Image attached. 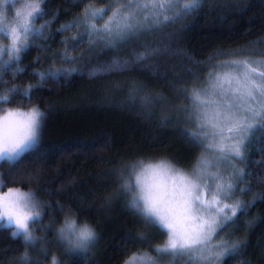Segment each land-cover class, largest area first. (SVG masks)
Segmentation results:
<instances>
[{
	"label": "trees",
	"instance_id": "16d2710c",
	"mask_svg": "<svg viewBox=\"0 0 264 264\" xmlns=\"http://www.w3.org/2000/svg\"><path fill=\"white\" fill-rule=\"evenodd\" d=\"M119 2L40 0L23 43L0 59V116L43 113L37 146L0 162V193L27 198L36 242L0 224V264L175 254L161 250L167 232L131 205L127 179L147 163L190 170L222 146L240 209L209 248L217 264H264V91L249 110L222 86L239 62L264 86V0H181L120 42L97 30ZM230 116L247 125L224 130ZM70 223L91 232L82 247L64 240Z\"/></svg>",
	"mask_w": 264,
	"mask_h": 264
},
{
	"label": "rangeland",
	"instance_id": "374dc122",
	"mask_svg": "<svg viewBox=\"0 0 264 264\" xmlns=\"http://www.w3.org/2000/svg\"><path fill=\"white\" fill-rule=\"evenodd\" d=\"M39 1L0 0V59L7 52L18 50L23 43L31 30ZM178 1L181 0H120L118 8L97 30L102 32L101 36L120 42L129 36L126 35L129 30H139L136 25L145 24L151 15L164 8L168 10ZM252 67L253 64L237 63L236 68L228 71V82L222 84L226 92H231L235 105L245 103L244 107L249 110L257 109L256 94L264 91L259 79L262 74ZM225 103L231 104L230 100ZM228 120L231 122L223 127L226 131L246 123L245 119L233 116ZM42 121L43 113L36 108L0 116V162L15 161L34 149L40 140ZM225 148L206 150L190 170L177 168L167 161L133 168L125 184L133 197L131 205L134 203L145 217L167 232L168 240L161 250L175 254L137 255L127 264H217L219 255H212L209 243L218 229L232 218L233 209L234 212L240 209L232 203L233 174L229 172ZM26 199L17 191L0 193V224L13 227L15 234L24 236L31 244L36 242L30 229L34 217ZM62 236L66 242L82 247L92 235L86 228L70 223Z\"/></svg>",
	"mask_w": 264,
	"mask_h": 264
}]
</instances>
